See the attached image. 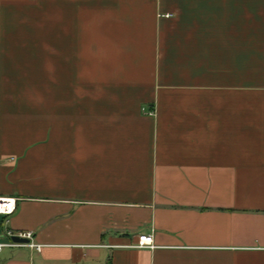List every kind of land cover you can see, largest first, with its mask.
<instances>
[{
    "label": "crops",
    "instance_id": "1",
    "mask_svg": "<svg viewBox=\"0 0 264 264\" xmlns=\"http://www.w3.org/2000/svg\"><path fill=\"white\" fill-rule=\"evenodd\" d=\"M0 194V264H264V0H0Z\"/></svg>",
    "mask_w": 264,
    "mask_h": 264
},
{
    "label": "built area",
    "instance_id": "2",
    "mask_svg": "<svg viewBox=\"0 0 264 264\" xmlns=\"http://www.w3.org/2000/svg\"><path fill=\"white\" fill-rule=\"evenodd\" d=\"M18 209V198L0 194V254L6 248L29 247L40 251L42 245L34 242L33 231H14L10 228L11 216ZM14 237L28 239L29 242H16ZM139 248H154L155 240L153 233L143 234L139 237V243L136 245Z\"/></svg>",
    "mask_w": 264,
    "mask_h": 264
},
{
    "label": "water",
    "instance_id": "3",
    "mask_svg": "<svg viewBox=\"0 0 264 264\" xmlns=\"http://www.w3.org/2000/svg\"><path fill=\"white\" fill-rule=\"evenodd\" d=\"M14 240L16 241V242H29V240L28 239H25V238H21V237H14Z\"/></svg>",
    "mask_w": 264,
    "mask_h": 264
}]
</instances>
